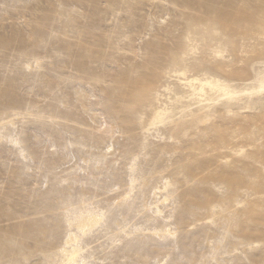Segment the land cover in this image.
Segmentation results:
<instances>
[{
  "label": "rangeland",
  "instance_id": "374dc122",
  "mask_svg": "<svg viewBox=\"0 0 264 264\" xmlns=\"http://www.w3.org/2000/svg\"><path fill=\"white\" fill-rule=\"evenodd\" d=\"M182 70L237 94L152 127ZM260 79L264 0H0V264H264Z\"/></svg>",
  "mask_w": 264,
  "mask_h": 264
},
{
  "label": "bare ground",
  "instance_id": "6f19581e",
  "mask_svg": "<svg viewBox=\"0 0 264 264\" xmlns=\"http://www.w3.org/2000/svg\"><path fill=\"white\" fill-rule=\"evenodd\" d=\"M156 48L157 53L164 56L163 61L166 57L171 58L174 55L173 50L165 46L162 40L156 41ZM157 58L149 56L144 60L143 65H138L137 68L142 70V76L137 80L138 85L143 86L150 82V76L154 75L153 67L159 64ZM172 76L175 78L174 84L172 87L170 84L165 87L168 95L165 104L153 110V119L150 124L152 127L173 123L170 117V107L185 114L184 122L187 125L197 122L198 115L210 112L211 108L218 105L220 100H232L237 94L225 81L206 73L188 77L186 70H182L175 71ZM259 81L261 89L264 90V79ZM182 126L183 124H177L174 129L178 130ZM79 253L80 248L78 247L63 250V260L60 264H77Z\"/></svg>",
  "mask_w": 264,
  "mask_h": 264
}]
</instances>
